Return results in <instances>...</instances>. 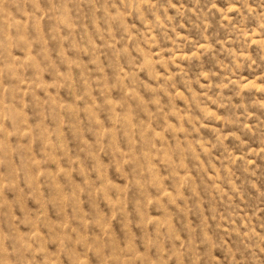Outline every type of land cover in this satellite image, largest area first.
Masks as SVG:
<instances>
[{
  "label": "rangeland",
  "instance_id": "obj_1",
  "mask_svg": "<svg viewBox=\"0 0 264 264\" xmlns=\"http://www.w3.org/2000/svg\"><path fill=\"white\" fill-rule=\"evenodd\" d=\"M0 264H264V0H0Z\"/></svg>",
  "mask_w": 264,
  "mask_h": 264
}]
</instances>
